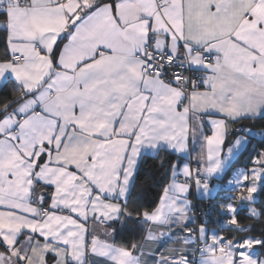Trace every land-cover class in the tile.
I'll return each mask as SVG.
<instances>
[{
	"label": "crops",
	"instance_id": "crops-1",
	"mask_svg": "<svg viewBox=\"0 0 264 264\" xmlns=\"http://www.w3.org/2000/svg\"><path fill=\"white\" fill-rule=\"evenodd\" d=\"M0 10V88L15 87L13 104L0 106V264L262 256L259 241L249 253L234 246L244 235L220 227L236 224L226 191L252 182L256 196L264 181L263 130L233 131L264 116V0H0ZM153 51L188 54L199 82L186 92L143 71ZM160 150L174 159L155 205L119 222L139 163ZM216 195L225 199L200 226L205 253L193 262L182 240L190 204Z\"/></svg>",
	"mask_w": 264,
	"mask_h": 264
},
{
	"label": "trees",
	"instance_id": "trees-1",
	"mask_svg": "<svg viewBox=\"0 0 264 264\" xmlns=\"http://www.w3.org/2000/svg\"><path fill=\"white\" fill-rule=\"evenodd\" d=\"M4 17V10H0V22L4 20ZM5 57H7L6 33L4 26L0 25V58ZM14 94L15 87L13 88L12 82L8 80L4 86L0 88V106L5 104L10 106L13 104L15 101L13 99ZM3 111V109H0V115L3 113ZM243 125L261 128L264 133V116L256 118H241L239 122L235 123L233 131L235 133L242 132ZM259 142L260 147L264 150V134ZM173 159L174 155L166 150H160L156 155L153 156L146 155L143 157L137 167L135 178L131 185L127 201L123 206V211L121 213L119 222H122L127 218L135 219L136 216L140 215L139 212L141 210L151 209L155 205L160 188L167 179L168 170ZM218 199L225 198H222L220 195H216L206 200L195 199L192 201L202 205V208L207 206L209 207V217L202 222V225L213 221L214 215L218 209L215 201ZM254 204L257 209V213H248L245 207H241L234 213L236 224L233 226H226L224 228L220 227V229L222 231L224 230L227 235H231L233 237H242L248 233L257 235L260 240L255 245V252L260 254L264 252V181L257 192V195L254 199ZM191 226L187 232L191 230ZM227 244L229 246L228 242ZM194 253L195 248L193 246V252L190 255V259ZM196 258L191 260L195 262Z\"/></svg>",
	"mask_w": 264,
	"mask_h": 264
},
{
	"label": "built area",
	"instance_id": "built-area-1",
	"mask_svg": "<svg viewBox=\"0 0 264 264\" xmlns=\"http://www.w3.org/2000/svg\"><path fill=\"white\" fill-rule=\"evenodd\" d=\"M15 3H22L24 0H10ZM162 1H158L161 3ZM193 53L197 54L202 63L211 62L214 58V53L209 52L203 48L193 49ZM24 56L21 54H12L11 59L21 60ZM142 70L145 72L154 73L161 78L176 84L181 89L189 92L191 87L199 82L200 72L198 69L192 67L189 55L185 52H158L153 51L149 58H146L142 65ZM189 211L194 215V223L183 237L182 240L191 243L195 248L194 255L191 259L194 260L197 256L203 253V242L200 231L202 222L209 217V207L202 208V205L195 201L191 203ZM102 223H105L101 219ZM228 249V244L223 241V246L217 250V253H225Z\"/></svg>",
	"mask_w": 264,
	"mask_h": 264
},
{
	"label": "rangeland",
	"instance_id": "rangeland-1",
	"mask_svg": "<svg viewBox=\"0 0 264 264\" xmlns=\"http://www.w3.org/2000/svg\"><path fill=\"white\" fill-rule=\"evenodd\" d=\"M232 177L235 180H237V173H233ZM229 182L232 183L231 181H229ZM240 187H241V189H239ZM252 187H254V183L251 182V184L248 185L247 187H244L243 184H239V186H237L239 191L238 190H236V191H228L227 190L226 191L227 194L225 193V197L227 198V200H226L224 211L229 215H233L234 212L237 210V208H239L238 205L242 204L241 206L245 207L247 209L248 213L255 214L256 213V207L254 204V199L256 196H254V193L251 191L253 189ZM219 239H220V237H219ZM259 240L260 239L257 235H254L252 233H248V234H245L240 239V241H233V242H234V246L237 247L238 249H243V250L248 249L249 253H250L252 250L253 243H257V241H259ZM204 253H205V250H204V242H203V253L202 254H204ZM202 254H200V255H202ZM263 254H264V252L259 254L262 256L256 257V256L252 255V253H251L250 257H249L250 264H264ZM242 255L245 257L246 254L242 253ZM241 259L243 261V264H248L246 262L247 259L246 260H245V258H241Z\"/></svg>",
	"mask_w": 264,
	"mask_h": 264
}]
</instances>
